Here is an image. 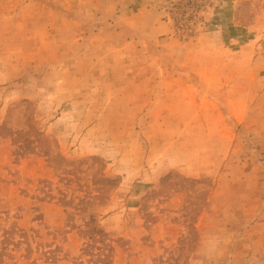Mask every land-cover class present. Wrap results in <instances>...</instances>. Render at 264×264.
Wrapping results in <instances>:
<instances>
[{
  "label": "rangeland",
  "instance_id": "374dc122",
  "mask_svg": "<svg viewBox=\"0 0 264 264\" xmlns=\"http://www.w3.org/2000/svg\"><path fill=\"white\" fill-rule=\"evenodd\" d=\"M0 264H264V0H0Z\"/></svg>",
  "mask_w": 264,
  "mask_h": 264
},
{
  "label": "trees",
  "instance_id": "16d2710c",
  "mask_svg": "<svg viewBox=\"0 0 264 264\" xmlns=\"http://www.w3.org/2000/svg\"><path fill=\"white\" fill-rule=\"evenodd\" d=\"M0 128H1V126H0Z\"/></svg>",
  "mask_w": 264,
  "mask_h": 264
}]
</instances>
